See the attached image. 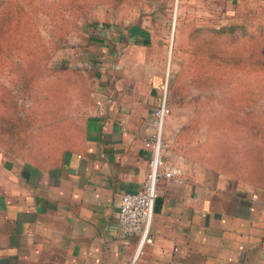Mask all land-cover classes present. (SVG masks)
I'll use <instances>...</instances> for the list:
<instances>
[{
    "label": "crops",
    "instance_id": "0c3cea01",
    "mask_svg": "<svg viewBox=\"0 0 264 264\" xmlns=\"http://www.w3.org/2000/svg\"><path fill=\"white\" fill-rule=\"evenodd\" d=\"M141 1L89 34L96 79L80 145L45 168L0 152V264H264V186L175 147L162 154L182 166L183 181L159 182L151 243L136 254L139 235L117 232L122 194L140 189L148 171L144 138L169 73L174 23L186 8L210 13L217 0H176L175 17L173 0ZM186 116H167L165 131Z\"/></svg>",
    "mask_w": 264,
    "mask_h": 264
},
{
    "label": "rangeland",
    "instance_id": "374dc122",
    "mask_svg": "<svg viewBox=\"0 0 264 264\" xmlns=\"http://www.w3.org/2000/svg\"><path fill=\"white\" fill-rule=\"evenodd\" d=\"M139 6H144L143 1L1 0L0 20H7L13 14L9 29L14 21L18 22L13 37L20 38L21 49L15 60L19 61L26 49L32 54L26 55L27 64L16 66L11 61L14 54L10 56L5 49L10 41L0 52V114L6 108L5 102L12 108L16 105L23 114L30 113L37 122L64 112L72 120L69 128L72 146H79L82 115L91 107L96 79L93 68L89 67L96 58L89 57L88 52L96 56L98 50L94 43L89 45V34L97 27L103 30L111 27L117 16L139 11ZM176 8V0H173L171 14L174 17L179 11ZM197 12L186 8L181 12L182 19L172 26L166 54L168 116L180 111L187 116L184 120H176L170 134L163 127L165 148L181 149L188 158L212 164L244 182L255 184L264 174V158L262 151L247 145L252 138L248 133L246 112L252 114V122L264 124V66L252 68L250 65L248 73L241 68H219L216 63L222 58L214 57L210 61L203 51L198 55L199 65L192 63L190 32L195 27L218 28L247 13L264 16V0H237L230 4L217 0L210 13L207 10ZM250 29L256 33L253 26ZM205 35L209 37V45L233 49L243 60L251 52L264 58L261 47L264 27L263 36L257 34L259 39ZM248 60L249 64L253 62L250 57ZM54 133L35 134V153L46 155L50 152L41 156L44 160L59 154L62 148ZM0 152L9 154L2 147Z\"/></svg>",
    "mask_w": 264,
    "mask_h": 264
},
{
    "label": "trees",
    "instance_id": "16d2710c",
    "mask_svg": "<svg viewBox=\"0 0 264 264\" xmlns=\"http://www.w3.org/2000/svg\"><path fill=\"white\" fill-rule=\"evenodd\" d=\"M10 15L11 16H9V19L0 20V52L3 51V49L7 45V42L10 41L7 45V48L5 49L7 50V52H9L10 56L14 54L13 59H11L12 64L16 66L19 64L22 65L24 62L27 64L29 62V58L27 59L26 55L32 54H29L30 51L28 49H26V54L21 56L19 61L15 60L16 56H18L17 53L18 50L21 49V46L19 42L20 38L17 37V35L13 37L15 35V32L17 31L18 22L14 21V23L12 24V29H9L11 20L13 19V14ZM263 23L264 16L253 12L241 15L240 18H238L237 20L228 22L227 24L221 25L218 28H193L190 32V40L192 41L193 49V51H191L192 58L190 60H192V63H196L199 65L198 61H200V58L198 57V55H201L200 52L203 51V54H205L206 58L210 61H212L214 57L222 58L219 62L216 63L217 67L219 68L227 66L229 68H241L242 71L248 73L250 65L252 68L263 67L264 58L257 56L256 53L251 52L247 54L243 60V56H238L233 49L228 50L227 48L222 49L220 47H215L214 44H212V46L209 45V37L205 35V33H209L212 34V36L224 35L227 37L229 36L231 38H236L237 36H239L241 38L254 37L256 39H259L260 37L257 34L261 35V37L263 36ZM250 26L254 27L256 33L254 32V30L250 29ZM205 44H207V46L205 48H202ZM261 47L264 48V41ZM219 53H222L223 55L219 56ZM262 53L264 55L263 50ZM249 57L253 60L251 64H249ZM59 69L62 68L59 67ZM22 77L24 80L26 79V76L23 75ZM3 105L6 106V108H4L5 110H2L0 114V147L5 149L9 154L14 156L15 158L23 159L31 164H34L37 167L45 168L51 165L58 164L62 160L63 153L66 150L73 148L71 143L73 136L71 129H69L72 120L67 117L64 112L58 113V115L54 116L53 118H48L45 120L42 119L40 122H37L34 121L30 113L23 114L22 111L20 112L19 107H17L16 105H14L13 108L12 105L7 102H5ZM8 108L12 109L8 110ZM5 111L8 112L3 113ZM49 113H51V111H49ZM246 116L247 125L250 127L248 133L249 136L252 138L251 142L247 143V145L254 150L262 151V157L264 158V124L252 122V114H247L246 112ZM46 128L50 129L46 131ZM50 131H52V133L55 132L54 134L58 136V139H56V141L61 143L62 148L59 154H52L53 156L51 155L52 157L50 156L49 160H44L43 158H41V156H47V154L49 155L50 152L46 150V155H42L41 153H35L34 144L37 141V139L35 140V134L40 133L42 135H45L46 132ZM212 166L218 169L217 166ZM258 180L259 181L255 183V185L264 186V174L259 176Z\"/></svg>",
    "mask_w": 264,
    "mask_h": 264
},
{
    "label": "built area",
    "instance_id": "2783aa9c",
    "mask_svg": "<svg viewBox=\"0 0 264 264\" xmlns=\"http://www.w3.org/2000/svg\"><path fill=\"white\" fill-rule=\"evenodd\" d=\"M169 113L166 78L162 84L161 101L153 108L150 119L153 131L144 138L146 146L151 149L148 171L140 189L126 191L122 194L117 215V232L120 236L130 237L138 234L140 237L136 254L144 243H151L152 241L150 225L159 182L162 179L176 182L183 181L182 166L167 162L162 154L165 148L162 137L163 127ZM128 264H135V258Z\"/></svg>",
    "mask_w": 264,
    "mask_h": 264
}]
</instances>
